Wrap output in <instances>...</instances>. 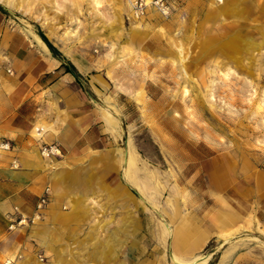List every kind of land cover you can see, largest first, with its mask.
Here are the masks:
<instances>
[{"label": "rangeland", "instance_id": "obj_1", "mask_svg": "<svg viewBox=\"0 0 264 264\" xmlns=\"http://www.w3.org/2000/svg\"><path fill=\"white\" fill-rule=\"evenodd\" d=\"M0 7V36L41 33L53 56L78 64L83 81L99 78L98 109L104 125L114 124L115 141L101 140L89 153L113 152L117 180L133 192L132 216L149 219L107 221L108 185L85 184V221H63L55 251L45 245L44 208L13 229L27 230V250L15 264H176L174 256L216 264L219 245L184 251L174 243L178 221L164 220L167 209L186 207L189 175L207 148L264 163V0H175L168 15L145 17L124 0H0ZM44 147V157L59 153ZM130 147L144 183L152 182L144 192L123 176Z\"/></svg>", "mask_w": 264, "mask_h": 264}, {"label": "crops", "instance_id": "obj_2", "mask_svg": "<svg viewBox=\"0 0 264 264\" xmlns=\"http://www.w3.org/2000/svg\"><path fill=\"white\" fill-rule=\"evenodd\" d=\"M18 34L8 30L0 36L4 51L0 139L12 146L10 151L0 150V264H15L27 250V230L21 234L8 226L20 216L31 219L48 187L51 196L40 221H49L45 245L53 251L56 237L65 234L63 221H85V184L94 187L102 181L108 185L107 221H149L144 214L132 216L133 192L117 180L120 175L113 152L106 156L89 153L101 140L111 145L115 141L114 124L104 125L98 109L99 78L83 81V72L72 58L53 56L36 34ZM68 62L78 76L66 71ZM44 145L55 146L58 155L44 157L40 151ZM207 151L194 176L189 175L186 207L180 203L167 209L170 218L164 221H178L175 245L184 251H200L216 243L220 247L216 264H264V163L234 151L212 153L210 147ZM86 161L92 164L84 171L81 163ZM100 161L106 162L101 169ZM123 176L132 183L126 163ZM137 176L149 183L138 168ZM128 233L131 243V230Z\"/></svg>", "mask_w": 264, "mask_h": 264}, {"label": "built area", "instance_id": "obj_3", "mask_svg": "<svg viewBox=\"0 0 264 264\" xmlns=\"http://www.w3.org/2000/svg\"><path fill=\"white\" fill-rule=\"evenodd\" d=\"M129 6L133 15L136 17H145L150 11H155L161 15H168L174 8L175 0H124ZM10 143L5 139H0V149H9ZM52 147H44L43 150L51 152ZM48 188H46L43 194L39 197L36 204L35 215L31 219L20 216L16 220H11L8 226L9 230H13L16 226L22 224L25 221H33L36 217H39L40 210L45 207L49 200Z\"/></svg>", "mask_w": 264, "mask_h": 264}, {"label": "bare ground", "instance_id": "obj_4", "mask_svg": "<svg viewBox=\"0 0 264 264\" xmlns=\"http://www.w3.org/2000/svg\"><path fill=\"white\" fill-rule=\"evenodd\" d=\"M136 161H137V155L131 151L130 154H128V156H126L124 159V162L126 163V172L128 173V176L132 181V183H134V185H136L140 191L144 192L149 187V184L139 180L136 170L137 169ZM173 260L176 264H204L207 260V256L205 257L198 256L190 260L180 259L177 256H174Z\"/></svg>", "mask_w": 264, "mask_h": 264}, {"label": "trees", "instance_id": "obj_5", "mask_svg": "<svg viewBox=\"0 0 264 264\" xmlns=\"http://www.w3.org/2000/svg\"><path fill=\"white\" fill-rule=\"evenodd\" d=\"M0 9H1V7H0ZM40 34V36H41V38L45 41V43H46V45L48 46V48L53 52V53H55L56 52V50H55V48L47 41V39L44 37V35H42L41 33H39ZM66 71L67 72H70L71 74H73L74 76H78V74H77V71L75 70V68L71 65V64H69V67L68 68H66Z\"/></svg>", "mask_w": 264, "mask_h": 264}]
</instances>
